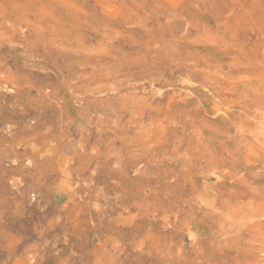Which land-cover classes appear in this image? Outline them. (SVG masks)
<instances>
[{"label": "rangeland", "instance_id": "obj_1", "mask_svg": "<svg viewBox=\"0 0 264 264\" xmlns=\"http://www.w3.org/2000/svg\"><path fill=\"white\" fill-rule=\"evenodd\" d=\"M0 264H264V0H0Z\"/></svg>", "mask_w": 264, "mask_h": 264}]
</instances>
